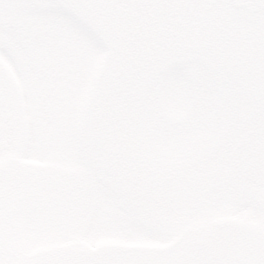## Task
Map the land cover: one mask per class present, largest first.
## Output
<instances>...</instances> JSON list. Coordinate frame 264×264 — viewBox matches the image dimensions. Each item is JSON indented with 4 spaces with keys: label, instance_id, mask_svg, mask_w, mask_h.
<instances>
[{
    "label": "rangeland",
    "instance_id": "rangeland-1",
    "mask_svg": "<svg viewBox=\"0 0 264 264\" xmlns=\"http://www.w3.org/2000/svg\"><path fill=\"white\" fill-rule=\"evenodd\" d=\"M0 0V264H264V0Z\"/></svg>",
    "mask_w": 264,
    "mask_h": 264
},
{
    "label": "water",
    "instance_id": "water-1",
    "mask_svg": "<svg viewBox=\"0 0 264 264\" xmlns=\"http://www.w3.org/2000/svg\"><path fill=\"white\" fill-rule=\"evenodd\" d=\"M232 1L235 3V6L237 8H244V7H246V4H243L242 3V0H232Z\"/></svg>",
    "mask_w": 264,
    "mask_h": 264
},
{
    "label": "flooded vegetation",
    "instance_id": "flooded-vegetation-1",
    "mask_svg": "<svg viewBox=\"0 0 264 264\" xmlns=\"http://www.w3.org/2000/svg\"><path fill=\"white\" fill-rule=\"evenodd\" d=\"M249 6H250V2H249Z\"/></svg>",
    "mask_w": 264,
    "mask_h": 264
}]
</instances>
